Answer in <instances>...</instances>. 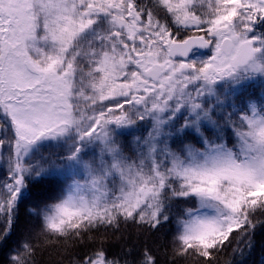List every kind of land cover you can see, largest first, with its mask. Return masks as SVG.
<instances>
[{"label":"snow or ice","instance_id":"1","mask_svg":"<svg viewBox=\"0 0 264 264\" xmlns=\"http://www.w3.org/2000/svg\"><path fill=\"white\" fill-rule=\"evenodd\" d=\"M258 231L264 0H0V264H245Z\"/></svg>","mask_w":264,"mask_h":264},{"label":"trees","instance_id":"2","mask_svg":"<svg viewBox=\"0 0 264 264\" xmlns=\"http://www.w3.org/2000/svg\"><path fill=\"white\" fill-rule=\"evenodd\" d=\"M130 231L135 239V232L131 229ZM255 240V248L245 257V264H264V232L258 231Z\"/></svg>","mask_w":264,"mask_h":264}]
</instances>
